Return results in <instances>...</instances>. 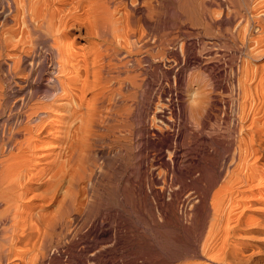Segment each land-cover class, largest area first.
<instances>
[{
	"label": "bare ground",
	"instance_id": "bare-ground-1",
	"mask_svg": "<svg viewBox=\"0 0 264 264\" xmlns=\"http://www.w3.org/2000/svg\"><path fill=\"white\" fill-rule=\"evenodd\" d=\"M208 1L204 3L205 8L212 4L231 5L230 9H235L233 15L238 18L236 26L233 24L238 29L233 38L242 58L239 62L232 60L236 63L231 71L236 79L232 85L235 93L232 90L229 97L221 99L206 96L211 91L204 94L199 76L208 72L210 79L221 77L227 69L219 61L223 54L216 56L214 52L211 56L204 47L205 42L197 44L195 37L184 40L185 62L201 71L197 76L200 80L192 79L195 83L190 86L196 85L194 104L187 112L183 111V121L177 131L180 136L177 133L174 137L172 134L163 137L154 118L174 127L172 118L179 115L174 110V96L181 99V95L168 81L167 86H172L174 91L169 95L167 106L156 110L158 105L150 88L143 89L144 75L143 79L139 78L142 70L135 67L142 64L140 53L150 43L144 32L138 35L130 26L129 14L126 19L120 14L116 0H0L1 12L6 13L0 21V60L4 58L0 63V264H58V255H45L47 244L55 251L63 247L62 243L60 248L61 239L79 245L92 234L95 242L79 245L81 248L67 257L68 264H113L112 247L98 248L99 244L113 240L109 241L111 236L107 233L111 229L103 225L105 229L101 231V224L109 220L122 226L121 208L111 209L98 196L102 207H96L95 212H100L93 216V211L92 217L90 209L94 210L98 204L97 197L91 194L93 180L98 170L106 171L103 168L111 164L113 159L109 157L116 149L120 156L114 157L116 160L110 167L111 173L123 183L122 194L127 195L126 189H129V194L139 198L145 207L150 196L156 207V211L150 210L151 206L143 209L142 219L147 226H128L124 228L125 237H116L115 245L121 244L124 250L121 264H171L176 259L181 260L176 264H264V60L262 64L255 63L264 57V1ZM129 4L133 14H140L149 28L142 1L130 0ZM228 12L224 15L232 14ZM204 15L203 25L211 32L217 25L209 14ZM229 19L230 16L224 23L232 27ZM118 23L123 24L117 29ZM171 23L168 17L163 24L171 28ZM229 36L232 37L231 33ZM6 50L14 54H4ZM165 50L163 45L161 53ZM41 52L52 57V66L44 78L40 69ZM155 57L145 54L147 59ZM162 75L168 80L170 71ZM37 79L46 81L45 85L38 86L43 87L39 95V89L30 83ZM11 86L27 88L28 93L10 103L8 88ZM219 104L226 120L233 113L226 133L208 131L211 110H218ZM20 107L23 111L16 112ZM166 109L170 110L171 119L165 116ZM17 114L21 116L14 118ZM146 136L159 141L155 143ZM143 138L145 141L140 140ZM130 139L135 144L128 150L124 143ZM98 143L100 150L97 156H92V148L94 145L98 148ZM152 147L157 150L165 147L171 155L163 161L160 152L155 159L162 160L177 187H172L177 191H171L169 201L164 198L169 178L162 175L156 178L151 170L153 164L145 162L146 149ZM208 158L210 162L203 164L202 160ZM130 159L131 163L127 164ZM35 180L48 184L44 196L34 192ZM61 186H64L62 197L58 204L54 203L58 205L57 211L54 214L56 209L52 210L53 216L46 221L47 214L42 211L45 204H36V200L48 198L51 203L61 193L57 194ZM187 189L191 192L188 190L186 199L182 200ZM117 195L121 199V192ZM48 202L44 201L46 205ZM68 216L70 220L66 219ZM85 216L92 219L88 217L90 220L85 221ZM190 257L200 261H189Z\"/></svg>",
	"mask_w": 264,
	"mask_h": 264
},
{
	"label": "rangeland",
	"instance_id": "rangeland-1",
	"mask_svg": "<svg viewBox=\"0 0 264 264\" xmlns=\"http://www.w3.org/2000/svg\"><path fill=\"white\" fill-rule=\"evenodd\" d=\"M117 1V7L120 9V14L122 13V15H123V17H124V19H126V15L127 14H129L130 16V18H129V22H130V26L133 28V29H135L136 30V33L139 35V34H143V32L145 33L144 35H145V37H147V40H148V42L150 43V45L148 44V46H145V48H143V52H141L140 54H141V59L140 58H138V60L140 59L141 61V65H140V63H139V61L138 62H136V64H138L139 63V65H136L135 67L137 68V70H139L140 69V71L142 70V71H144V72H142L141 71V73H140V76H139V78H141V79H143V77H144V79H145V82H144V86H143V89L144 88H146V87H149L150 88V91H151V94H152V96L154 97V99H155V103L158 105L157 106V111H158V109L160 110L161 109V107H165V106H167V104H168V99H169V95L171 94V91H172V93H173V91L174 90H172V86L174 87V89H176V87H177V90L179 91V93H180V95H181V99L180 98H177L176 99V97L174 96V98H175V103H174V107H176V108H174V110L179 114L178 115V118H176V119H174V117L172 118L173 120H175V122H174V127H172L171 125H170V123L169 124H167V123H164L163 121H161V120H159L158 118H154V121H155V124H156V126L158 127V128H160L161 129V132H162V135H163V137H167V135H171L172 134V136L174 137V136H176V134H177V137L178 136H180L179 134V132H177L178 131V126H179V124H181L180 122H182L183 121V119H182V117H183V111H188V107H191V106H193V104H194V93H195V88H196V85H193V86H190L191 85V83H195V81L193 82V80L192 79H194V80H197V79H202L201 81L203 82H201L202 83V85H203V87H202V89H203V92H204V94H208V91H211L212 93H210L209 92V94L208 95H206V96H211V97H215V98H217V99H221V98H223V97H225L226 98V95H227V97H229V93H231V91L233 90V86L232 85H234L236 82H235V80H234V78H233V68H235V65H236V63L234 62V61H232V60H236V61H238L239 62V60L241 61V59H240V57H241V55H238V54H240V52H239V50L234 46V45H236L235 44V40H234V36L236 35V32H238V29L235 27L236 26V23H237V21H238V18L237 17H235L233 14H234V11H235V9H230V7L232 8V6L231 5H227L228 7H226V5H224L223 7L222 6H217L216 4L214 5V4H212V5H207V9L205 8V4L207 3V2H209L208 0H202L203 1V3H202V1L201 0H141L142 1V3H143V5H144V7H145V17H146V20L148 21V23H149V25H150V27L148 28L143 22H142V20H141V15L140 14H133V10L131 9V6H130V4H129V2H130V0H116ZM172 2V3H169V2ZM183 1H184V3H183ZM186 1H188V3L186 2ZM190 1L192 2V3H190ZM194 1V2H193ZM258 1H264V0H258ZM167 3H169V4H167ZM190 3V4H189ZM205 3V4H204ZM256 3V2H255ZM255 3L254 4H252V8L254 7V5H255ZM1 4V3H0ZM188 4V5H187ZM191 4H193V5H191ZM3 4H1L0 5V21L1 20H3V15H6V13L4 12H1V6H2ZM170 5V6H169ZM202 5V6H201ZM168 6H169V8H168ZM185 6V7H184ZM186 6H188V7H186ZM189 6H190V8L192 7V10L189 8ZM172 7V8H171ZM186 8H187V10H186ZM204 8V9H203ZM235 8V7H234ZM170 9V10H169ZM172 9V10H171ZM205 9L207 10V11H205ZM228 12V10H229V12L228 13H226V14H229L230 12L232 13H230L231 15H229L230 16V21H232L230 24L232 25V27H233V29L234 28H236L235 30H233L232 29V27L230 26V25H225V20L224 19H226L227 20V18H229V16L228 15H224L225 14V10ZM228 9V10H227ZM185 10V11H184ZM261 9H257V11L259 12ZM168 11V12H167ZM170 11V12H169ZM187 11V12H186ZM209 11V12H208ZM233 11V12H232ZM172 12V13H171ZM188 12H191V13H188ZM205 12V13H204ZM208 12V13H207ZM167 13L169 14L168 16H167ZM188 15H187V14ZM209 14L210 16H211V18L214 20V22L216 23V27H214V28H212V29H210L211 30V32L209 31V30H206L205 29V26L203 25L204 24V20H203V18H204V14ZM2 14V15H1ZM119 14V15H120ZM190 15H191V17H190ZM204 15V16H203ZM179 16V17H178ZM189 16V17H188ZM203 16V17H202ZM227 18H226V17ZM234 16V17H233ZM168 17H170V19L172 20V23H171V28H170V26L169 27H167L166 25H164L163 23L167 20V18ZM189 18V19H188ZM235 18V19H234ZM124 19H123V21H124ZM191 19V20H190ZM193 19V20H192ZM194 19H195V21H194ZM233 19V20H232ZM237 19V20H236ZM224 20V21H223ZM235 20V21H234ZM202 21H204V22H202ZM224 24H223V23ZM227 22V21H226ZM234 22H235V24H234ZM174 23V24H173ZM177 23V24H176ZM191 23H192V25H191ZM218 23H221V24H218ZM123 23H118V25H116V28L118 29V27L119 26H121ZM173 24V25H172ZM201 24V25H200ZM235 26H234V25ZM197 25V26H196ZM221 25L223 26V27H221ZM166 26V27H165ZM202 26V27H201ZM204 26V27H203ZM227 26V27H226ZM114 27H115V25H114ZM193 27V28H192ZM224 27H226V29L224 28ZM170 28V29H169ZM191 28V29H190ZM230 28V29H229ZM115 29V28H114ZM226 31H225V30ZM231 30V32L230 31H228V30ZM168 30V31H167ZM189 30V31H188ZM224 30V31H223ZM234 32H233V31ZM115 31H117L116 29H115ZM184 31V32H183ZM192 31V32H191ZM207 31V32H206ZM186 32H188V35H186L187 33ZM227 32H228V34L230 35V33H231V38H230V36L229 35H227ZM230 32V33H229ZM256 34H255V33ZM253 32V36H255V35H257L258 33L256 32V30ZM196 33V34H195ZM191 34V35H190ZM194 36H193V35ZM206 34H209V35H206ZM255 34V35H254ZM234 35V36H233ZM189 36V38H187ZM191 36L192 37H195L194 39H196L197 40V44L199 43V42H205L204 44L206 45H204V47H205V49L207 50V52H211L210 53V55L211 56H213L214 55V52H215V54H216V56H218L220 53L221 54H223V55H221L220 57V59H219V61H220V63L222 64V66L223 65H225V66H223V68H224V70L225 71H223L222 73V76L221 77H214V78H212V79H210L211 77H209L210 75H209V73L208 72H205V73H203L204 75H200L199 76V74L201 73V71L200 70H198V68H195L194 66L192 67V65L191 64H187L185 61H186V54H185V50H183V49H185V47H183V45L185 46L186 45V41H188L190 38H191ZM197 36V37H196ZM234 37V38H233ZM169 39V40H168ZM198 39H199V41H198ZM158 40V41H157ZM184 40H186L185 41V43H184ZM234 40V41H233ZM153 42V43H152ZM161 44H160V43ZM165 43V44H163V43ZM234 42V43H233ZM168 43H169V45H168ZM182 43V44H181ZM164 45V49H166L164 52L165 53H161L162 51H161V48L163 47V45ZM233 44V45H232ZM166 45H168V46H166ZM152 46H153V48H152ZM235 48H233V47ZM182 47V48H181ZM168 48V49H167ZM147 49H150V50H152V51H150V50H147ZM147 50V51H146ZM158 50V51H157ZM182 50V51H181ZM10 50H6V51H4V54H14V52L13 51H10ZM172 51V52H171ZM173 51H174V53L175 54H173ZM184 51V52H183ZM146 52H148V53H150V54H154V55H156L157 56V58L155 57V58H152V59H147V58H145V54H146ZM153 52V53H152ZM156 52H157V54H156ZM172 53V54H171ZM233 54L234 53V55L235 56H237V57H234V55H232V56H230V54ZM42 54V55H41ZM47 53L45 52V54H43L42 52L40 53V69H41V72H42V75H43V78L44 77H46V75H47V73H48V71H50V68H51V66H52V64H51V60L50 59H52V57L49 55V54H47ZM218 54V55H217ZM44 55V56H43ZM180 56V57H179ZM229 56V57H228ZM244 56V55H243ZM215 57V56H214ZM228 59H227V58ZM231 57H233L232 59H231ZM239 57V58H238ZM47 58V59H46ZM178 58V59H177ZM242 58V57H241ZM264 58V57H263ZM260 59L259 61H258V63L257 62H255L256 64H262L261 62H263L262 60H264V59ZM41 59H43V60H41ZM153 59H155L154 61H153ZM239 59V60H238ZM3 61H4V58L2 59ZM2 60H0V63L2 62ZM50 61V62H49ZM224 61V62H223ZM42 62V63H41ZM134 62V63H135ZM157 62V63H156ZM229 62H233V64H231V63H229ZM156 63V64H155ZM226 63V64H225ZM43 64V65H42ZM42 65V66H41ZM134 65V64H133ZM252 65H254L253 63H252ZM139 66V67H138ZM170 66V67H169ZM229 66H231V67H229ZM131 67H133V69L134 70H136V68L134 67V66H131ZM130 67V69H132ZM172 67V68H171ZM226 67V68H225ZM139 68V69H138ZM142 68V69H141ZM168 69V70H167ZM231 69V70H230ZM168 71H170V78L167 80L166 78H164L163 77V75L162 74H165L166 72H168ZM199 71V72H198ZM232 71V72H231ZM148 73V74H147ZM175 73V74H174ZM231 73V74H230ZM131 74H132V72H131ZM179 74V75H178ZM226 74H228V76L226 75ZM144 75V76H143ZM226 75V76H225ZM141 76H143V77H141ZM153 76V77H152ZM180 76V77H179ZM197 76H199V78H197ZM223 76H225V77H223ZM194 77V78H193ZM202 77V78H201ZM208 77V78H207ZM229 77V78H228ZM216 78V79H215ZM228 78V79H227ZM147 79H148V81H147ZM199 79V80H200ZM208 79H209V81H208ZM222 79V80H221ZM180 80H181V82H180ZM210 80H212L213 82H215V83H213L212 81H210ZM32 81V80H31ZM30 81V83H31V86H34V87H36V88H38V86L42 83V84H44L45 85V83H46V81L45 80H36V81H32L31 82ZM170 82V84L172 85L171 86V88H169L167 85H168V83ZM233 81V82H232ZM147 82V83H146ZM200 82V81H199ZM167 83V84H166ZM207 83H208V85H207ZM148 84V85H147ZM210 84V85H209ZM214 84V85H213ZM217 84V85H216ZM227 84V85H226ZM189 85V86H188ZM205 85H206V87H205ZM223 85V86H222ZM182 86V87H181ZM185 86H187V87H185ZM211 86V87H210ZM193 87V88H192ZM179 88V89H178ZM181 88V89H180ZM207 88V89H206ZM234 88H235V86H234ZM19 89V90H18ZM39 89V92H37V94L39 95V93H41V91L43 90V87L42 88H38ZM164 89V90H163ZM26 90V91H25ZM235 90V89H234ZM234 90L232 91V93H235L234 92ZM10 91H11V93H10ZM199 91H201V90H199ZM24 92V93H23ZM28 93V89L27 88H25L24 90H23V88H12V86L10 87V88H8V93H9V97H10V103H13V102H15V101H17L18 99H20V97L22 96V94L23 95H25L26 93ZM165 94H164V93ZM184 92V93H183ZM206 92V93H205ZM226 93V94H225ZM217 95V96H216ZM190 96V98H189V100L188 99H185V98H188ZM18 98V99H17ZM250 98V97H249ZM248 98V101H250V99ZM17 99V100H16ZM139 99H140V96H139ZM179 100V101H178ZM182 102H181V101ZM185 100V101H184ZM187 100V101H186ZM178 101V102H177ZM189 101V102H188ZM179 102H180V104H179ZM189 103V104H188ZM222 104V103H221ZM221 104H219V105H217V107L219 108L218 110H215V109H212L211 110V113H212V117L208 120V129H210V130H208V131H214V132H217V133H226V132H228L229 131V129H230V123H231V119L233 118V113H230L229 114V120L227 119H225L223 116H224V114H223V109H222V105ZM164 105V106H163ZM177 107H178V109H177ZM168 108H170L169 106H168ZM180 108V109H179ZM22 109V110H21ZM16 112H21V111H23V107L21 108H19V110H15ZM181 114H182V116H181ZM223 114V115H222ZM150 115V114H149ZM21 115H15L14 116V118H19ZM151 116V115H150ZM165 116L166 117H168V118H170L171 119V114H170V110H168V109H166V114H165ZM180 118V119H179ZM179 120V121H178ZM14 121V120H13ZM141 125V124H140ZM264 125V124H263ZM171 126V127H170ZM181 126V125H180ZM209 127H212V129L211 128H209ZM229 127V128H228ZM165 128V129H164ZM163 129V130H162ZM166 129H172L173 131H167ZM221 129V130H220ZM151 131V130H150ZM164 131V132H163ZM175 131H176V133H175ZM164 133V134H163ZM174 133V134H173ZM167 134V135H166ZM146 139H150V140H152L153 142H155V143H158V138H152V137H148V136H146ZM140 140H143V141H145L144 140V138L143 139H140ZM127 142V143H126ZM125 143H124V147L126 148V149H128V150H131V148H129V147H133V145L135 144V141L134 140H131L130 139V141L129 140H127ZM99 144V143H98ZM100 145V144H99ZM187 145V144H186ZM186 145L184 146L185 148H186ZM128 146V147H127ZM97 147L98 148H96V145H94V147L92 148V153H93V155L92 156H97V152H98V149L100 150V147H101V145L100 146H98L97 145ZM96 148V149H95ZM156 148V147H155ZM154 147H152V148H147L146 149V157H147V155H148V157H151V159H149L148 157L146 158L145 157V162L147 161V163L149 162V163H152L153 164V166L151 165V167H153V168H151V170H153L152 171V173H153V175L157 178V177H159V175H162V176H164V178L165 179H167V178H169L170 180H171V177H172V174L170 173V172H168L165 168H164V166H163V163L161 162L162 160L160 159V160H156L155 161V159H158L157 157H158V154L160 153L161 155V157H163V161H167V160H169V156H171L170 155V152L169 151H167V149H165V147H164V149H161V150H157V149H155ZM95 151H94V150ZM155 149V150H154ZM210 150V152H211V148H209ZM117 150V152H118V149H116ZM116 150H113V151H111L112 152V157L110 156V154H111V152L109 153V158H111V160L113 159L114 160V157L115 158H117V159H119V156H118V154L116 153ZM94 151V152H93ZM115 151V154H117L116 156H118V157H116V156H114V152ZM154 151H156V152H154ZM158 151V152H157ZM44 152H47V150H44ZM167 152H168V154H167ZM123 153V152H122ZM152 154V155H151ZM156 154V155H155ZM122 155V154H121ZM125 155V154H124ZM154 155V156H153ZM163 155V156H162ZM165 156V157H164ZM153 157V158H152ZM160 158V157H159ZM171 158V157H170ZM147 159V160H146ZM153 159H154V161H153ZM101 160V159H100ZM100 160H98L97 161V163H99V165H100V163L102 162V160L100 161ZM113 160H112V162H110L111 164H108L109 165V167H108V165L107 166H104V168L103 169H105L107 172H109V174L107 175L104 171V173H105V176L103 175L104 173H102V171L101 170H98V173H97V176H95V179L97 180L98 178H99V174H101L100 175V178L96 181L95 179L93 180V186H92V191H91V194H93L92 196H96L97 198H95V200H96V203H98V204H96L97 206H95L94 205V207L92 208V209H94V210H91L90 209V212H91V214H90V216H92V212L94 211L95 212V208L96 209H99L100 207H102L101 205H102V203L101 202H99L97 199H99V197H100V201H102L105 205H107L108 207H110L111 209H120L121 210V212H122V218H123V220L125 221H123L122 220V226L121 225H119L120 227H118L117 226V224L116 223H112V222H110L109 220H105V222H103V224H101L102 225V227H101V231H103V229H107V230H109V229H111L109 232L107 231V233L109 234L108 236L110 237L111 236V239L109 240V241H111L112 239L114 240H112L111 242H112V244H111V242H107V243H109V244H99V246H98V248L99 247H103V246H107V247H112V248H110L111 250H116L115 252H114V254H113V252H112V254L110 255V256H112L113 257V264H116V263H118V264H121V262H122V259H121V255L123 254V251L124 250H122L123 248L121 247V244H119V245H115L116 243H115V240H116V237H119L120 236V239H122L123 237H125V234H126V227H128V226H134V227H138V228H140V227H143V226H145L147 223H145V221L142 219V213H143V211L145 210V209H148L150 206V210H153V211H156V210H154V209H156V207H155V203H153V201H152V197H148V199L146 200V206L147 207H145V205L143 204V202L140 200L139 201V198H137L136 196L134 197V195H131V194H129L130 192H129V189H126V192L128 191V194L127 195H123L122 193V190H124V189H122L123 188V183L120 181H118L117 179H116V176L113 174V173H111L113 170V168H111L110 167V165L111 166H113L114 164V162H113ZM116 160V159H115ZM114 160V161H115ZM150 160H151V162H150ZM219 160V163L221 162V159L219 158L218 159ZM217 160V161H218ZM127 161H128V163H127ZM126 161V163L127 164H129V163H131V159L130 160H127ZM160 161V162H159ZM155 162V163H154ZM169 162V161H168ZM204 162V163H203ZM206 162H210V159L208 158V160L207 159H203L202 160V163L203 164H208V163H206ZM156 163H157V165H156ZM161 163V165H159ZM155 164V165H154ZM41 166H43V164L41 165ZM154 166H157V167H154ZM163 166V167H162ZM106 167H107V169H106ZM159 167V168H158ZM162 167V168H161ZM101 167H99V169H102ZM110 170H109V169ZM164 168V169H163ZM160 169V170H159ZM109 170V171H108ZM155 170V171H154ZM165 172H164V171ZM162 171V172H161ZM155 172H156V174H155ZM166 172H168V173H166ZM111 174V175H110ZM166 174H167V176H166ZM171 176V177H169V175ZM194 175H196V173L194 174ZM103 176V177H102ZM111 176H112V178H111ZM45 179H47V177L45 178ZM112 179V180H111ZM115 179V180H114ZM167 180L166 181V186H167V188L169 189H167V188H165V191L166 190H168V191H166V193H165V191H164V198H165V200L166 201H169V199H170V196H169V194L171 193V191H174L177 187H176V185L174 184V182L172 183V181L173 180ZM189 179V178H188ZM113 180H114V182H113ZM37 181L38 180H35V181H33V184H32V186H33V188H35L34 189V192L36 193V194H38V193H40V197H41V195L42 196H44L45 194L44 193H46L45 191H47L46 189L48 188V184H45V185H47V186H45V185H43V184H40L39 183V181H38V183H37ZM36 183V184H35ZM117 183V184H116ZM119 183V184H118ZM170 183V184H169ZM95 185V186H94ZM118 185V186H117ZM169 185V186H168ZM172 185V186H171ZM36 186H38V189H37V187ZM156 186H159V185H157L156 184ZM165 186V187H166ZM173 186H175V187H173ZM62 187V188H61ZM60 188H59V190L57 189V194L59 193V192H61V193H59L57 196H56V198L54 197V200L53 201H51V203H52V205H54V206H51L50 204L51 203H49L48 202V198L47 199H44V201L47 203L48 202V205H46V203H44V201L42 200H36V204L38 203H40V204H45L44 205V209H42V211H43V213L47 216H45V219L47 218V220L46 221H48L49 220V217L50 216H53L52 214H50L51 212H52V210H54V209H56L55 211H53L52 213H54L55 214V212L57 211V207H58V205H55L56 203L58 204V201L61 199V194H62V192H63V190H64V186H61ZM119 187H120V189L121 190H119ZM175 188V189H173V188ZM172 188V189H171ZM63 189V190H62ZM95 189V190H94ZM113 189H115V190H113ZM116 189H118L117 190V192H116ZM189 189H187V190H185V192L186 193H184L183 192V195L181 196V199L182 200H185L186 199V195H187V191H188ZM121 192V199L118 197V198H116L118 195H117V193H119L120 194V192ZM170 191V192H169ZM175 191H177V190H175ZM92 192H95V193H92ZM168 192V193H167ZM191 191L189 190L188 191V193H190ZM42 193V194H41ZM114 193H115V195H114ZM168 196H167V195ZM123 195V196H122ZM185 195V196H184ZM61 196V197H60ZM99 196V197H98ZM115 196V197H114ZM124 196H125V198H124ZM166 196H167V198H166ZM40 197H38V198H40ZM105 199V200H102L103 198ZM123 197V198H122ZM106 198H107V200H106ZM117 200H116V199ZM133 198V199H132ZM149 198H151V199H149ZM185 198V199H184ZM59 199V200H58ZM94 199V198H93ZM137 199H138V201H137ZM47 200V201H46ZM106 201H107V203H106ZM118 201V202H117ZM152 203V205H153V207H152V205L150 204V202ZM127 202V203H126ZM133 204H132V203ZM136 202V203H135ZM142 203V205H141V203ZM55 203V204H54ZM101 205H100V204ZM109 203V204H108ZM121 203V204H120ZM125 203V204H124ZM104 204H103V207H107V206H104ZM118 204H120L119 206H118ZM123 204V205H122ZM149 204V205H148ZM144 205V206H143ZM45 206H46V208H45ZM50 206V207H49ZM115 206H117V207H115ZM136 206V207H135ZM139 206V207H138ZM48 207V208H47ZM133 207V208H132ZM138 207V208H137ZM142 207V208H141ZM183 208V206H180V211H182V208ZM140 208V209H139ZM179 208V207H178ZM187 208H188V206H187ZM47 209V210H46ZM131 209V210H130ZM135 209V210H134ZM144 209V210H143ZM137 210V211H136ZM126 211H127V213H126ZM135 211V212H134ZM90 212H88V214L90 213ZM98 212H100L99 210H96V212L95 213H93V216H95V214H97ZM135 213H137V214H135ZM139 213V214H138ZM87 214V215H88ZM138 215H139V217H138ZM92 216V217H93ZM124 216V217H123ZM141 216V217H140ZM89 216H85V221H88L87 219H89L88 218ZM92 217L90 218V219H92ZM136 217H138V218H136ZM66 219H68V220H70L71 219V217L70 216H68V217H66ZM89 219V220H90ZM135 220H137V221H135ZM142 220V221H141ZM139 221V222H138ZM137 222V223H136ZM105 223V224H104ZM111 223V226H114L115 224V226L114 227H110V224ZM142 224V226H141V224ZM100 225V226H101ZM103 225H104V227H103ZM148 225V224H147ZM146 225V226H147ZM109 226V227H108ZM71 228L72 227H70V230L69 231H71ZM116 228V229H115ZM119 229V231H118V229ZM125 228V229H124ZM115 231V232H114ZM116 231H118L119 232V234L116 232ZM116 233L115 235H114V233ZM67 233H69V232H67ZM125 233V234H124ZM112 235H113V237H112ZM119 235V236H118ZM94 236V234H92V235H90V237H88V238H86L85 240H86V242L84 243V244H81V243H79V245H82V246H85L86 244H90V241L93 243V242H95V240H96V238H94L93 237ZM76 238H78V236H76ZM66 240L67 239H61V243H60V248L62 247V243H63V247L61 248V249H57V250H55L54 251V248H53V246L51 245V244H47V245H45V246H47V247H45L44 248V250L47 252H45V255L46 256H48V257H50V256H52V255H54V254H56V255H58V260H59V263L58 264H68V258H69V255L73 252V251H77V250H79V248H81V246L79 247V245H75L73 242H70V244H69V242L67 243L66 242ZM77 240V239H76ZM87 241H88V243H87ZM66 242V243H65ZM64 243H65V245H64ZM71 243H73L75 246H77V247H75V246H73V244H71ZM91 243V244H92ZM67 245V246H66ZM71 245V246H70ZM110 245V246H109ZM111 245H115L114 247L113 246H111ZM51 246H52V248H51ZM69 246V247H68ZM120 247V248H119ZM50 248V249H49ZM72 248H74V249H72ZM98 248L96 249L95 248V251H97L98 250ZM70 249V250H69ZM118 249V250H117ZM59 250V251H58ZM67 250H69V252L67 251ZM58 251V252H57ZM118 251V252H117ZM120 251V252H119ZM50 252V254H48ZM73 253H75V252H73ZM117 253V254H116ZM50 255V256H49ZM47 257V258H48ZM68 257V258H67ZM191 257H193V256H191ZM189 258L188 260L189 261H192V262H197V258ZM47 258L45 259V262H46V260H47ZM117 258V259H116ZM120 260H119V259ZM177 260V259H176ZM175 260V261H176ZM121 261V262H120ZM173 262V263H171V264H176V263H178V261H181V260H178V261H176V262ZM198 261H200V260H198ZM35 264H38V262H36ZM40 264V263H39Z\"/></svg>",
	"mask_w": 264,
	"mask_h": 264
}]
</instances>
